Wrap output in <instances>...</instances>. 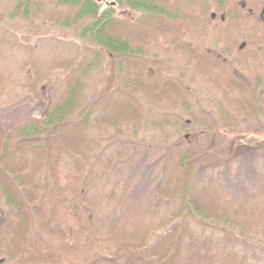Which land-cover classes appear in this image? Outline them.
Segmentation results:
<instances>
[{
	"label": "trees",
	"instance_id": "obj_1",
	"mask_svg": "<svg viewBox=\"0 0 264 264\" xmlns=\"http://www.w3.org/2000/svg\"><path fill=\"white\" fill-rule=\"evenodd\" d=\"M106 1L10 0L8 22L43 19L73 30L75 41L42 38L20 61L24 83L0 72V106L17 91L39 102L41 89L62 74L39 119L0 122V264L240 263L223 238L200 237L186 223L264 248V180L244 200L194 180L213 155L205 146L221 144L214 153L228 155L235 142L227 134L242 132L245 120L264 122V0ZM106 54L118 90L90 107ZM199 87L210 115L196 111ZM150 134L176 137L157 192L173 210L112 225L101 203L122 194L104 189L120 156L101 159L103 143Z\"/></svg>",
	"mask_w": 264,
	"mask_h": 264
},
{
	"label": "rangeland",
	"instance_id": "obj_2",
	"mask_svg": "<svg viewBox=\"0 0 264 264\" xmlns=\"http://www.w3.org/2000/svg\"><path fill=\"white\" fill-rule=\"evenodd\" d=\"M108 4L106 1L101 5L107 7ZM9 6L10 0H0V37L14 44L10 46L0 43V72L4 75L11 74L24 83L28 77L25 74L20 76L17 74L20 61L33 53L36 44L45 37H56L66 42L75 41L74 31L58 30L43 19L25 23L8 22L5 13ZM115 13L118 17L127 19L136 16L123 10H116ZM105 58L102 71L91 85L90 107L96 106L101 99L118 90L115 60L107 54ZM239 75L250 81L245 73ZM61 79L62 74H57L41 89L42 98L39 102L21 91L5 99L0 106V122L39 119L43 115L47 101L60 88ZM201 90L199 87L194 93V102L198 104L196 111L210 115L212 108H206V104H199L200 101H204ZM242 128L243 131L238 135L225 136L227 140L235 142L228 155L214 153L221 144L212 146V149L210 146L204 147L213 155L197 169L194 178L197 184H215L230 193L232 199L240 200L252 198L260 182L264 180V122H257L256 118L251 121L245 120ZM151 137L152 134L147 135L137 142L111 139L103 143L101 159L117 153L120 156L114 168L118 174L110 178V183L105 184L104 189L111 191L113 186H117L122 194L116 191V200L105 199L101 203V210L112 225L127 226L136 221L145 219L149 221L163 217L173 210V206L158 198L157 192L163 181V176L159 172L177 146L176 137L165 141ZM186 226L200 237L223 238L224 250L236 254L240 260L238 264H264V248L254 241L243 240L230 231L220 232L195 222H187Z\"/></svg>",
	"mask_w": 264,
	"mask_h": 264
},
{
	"label": "water",
	"instance_id": "obj_3",
	"mask_svg": "<svg viewBox=\"0 0 264 264\" xmlns=\"http://www.w3.org/2000/svg\"><path fill=\"white\" fill-rule=\"evenodd\" d=\"M106 0H95V2L97 3H104ZM263 16H264V13H263Z\"/></svg>",
	"mask_w": 264,
	"mask_h": 264
}]
</instances>
